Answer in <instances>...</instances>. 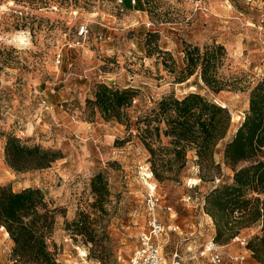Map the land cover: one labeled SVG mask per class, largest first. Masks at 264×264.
I'll return each instance as SVG.
<instances>
[{
  "label": "rangeland",
  "instance_id": "1",
  "mask_svg": "<svg viewBox=\"0 0 264 264\" xmlns=\"http://www.w3.org/2000/svg\"><path fill=\"white\" fill-rule=\"evenodd\" d=\"M0 13V185L40 188L58 208L50 243L61 264L128 263L140 233L148 229L149 192L160 198L165 264H264L247 248L259 224L239 235L246 243H218L222 262L200 255L214 238L204 196L232 176L224 162L225 144L245 117L250 88L264 75V0H0ZM82 23L88 24L89 35L77 45ZM149 30L159 33L151 50L146 46ZM17 33L29 43L15 40ZM185 42L223 44L227 53L221 72L233 85L216 93L199 73L175 83L164 61L182 66ZM97 83L139 91L126 109L129 128L105 120L88 103ZM172 92L179 97L199 92L230 109L232 125L215 154L222 177L201 180L192 152L180 181L159 182L150 173L138 118ZM9 134L60 150L62 157L46 169L16 172L4 157ZM100 171L110 188L103 214L93 204L90 185ZM81 211L98 228L93 242L66 229ZM13 245L0 228V264H15ZM235 256L245 259L238 262Z\"/></svg>",
  "mask_w": 264,
  "mask_h": 264
},
{
  "label": "trees",
  "instance_id": "2",
  "mask_svg": "<svg viewBox=\"0 0 264 264\" xmlns=\"http://www.w3.org/2000/svg\"><path fill=\"white\" fill-rule=\"evenodd\" d=\"M149 1V0H148ZM158 32L146 33V46H156ZM183 65L164 61L174 73L175 83L184 82L199 73L204 84L218 93L233 85L221 72L226 47L212 42L199 45L184 43ZM139 91L133 87L113 88L97 83L94 99H88L105 120H117L131 126L126 109L132 106ZM250 104L244 119L226 142L224 162L232 176L220 181L205 194L204 212L215 226L214 241L228 244L246 228L256 224L260 231L251 236L247 248L253 257L264 263V75L250 88ZM139 135L150 153V173L159 182L180 181L194 154L200 167L201 180H214L222 175L221 164L216 162V148L225 139L232 125V114L226 105L199 93L189 92L182 97L175 93L162 96L145 114L139 116ZM163 138L167 142H163ZM6 164L16 172L46 169L62 157L61 151L28 144L9 134L4 145ZM220 179V178H217ZM94 206L106 213L105 204L110 195L109 182L100 171L91 178ZM58 208L47 200L37 187L14 190L11 184L0 185V226L13 241L12 259L15 264H61L50 237L56 224ZM81 211L76 219L66 222L73 234L95 241L98 228Z\"/></svg>",
  "mask_w": 264,
  "mask_h": 264
},
{
  "label": "built area",
  "instance_id": "3",
  "mask_svg": "<svg viewBox=\"0 0 264 264\" xmlns=\"http://www.w3.org/2000/svg\"><path fill=\"white\" fill-rule=\"evenodd\" d=\"M123 0H120L122 2ZM135 4L136 0H131ZM1 18V13H0ZM151 23L148 24L150 27ZM77 40L75 44L82 45L89 35V27L87 23H82L77 27ZM100 39H104L103 35L99 36ZM220 179H216L219 182ZM160 198L155 192H149L146 197V208L148 216V229L142 231L139 235V246L131 256L130 260L126 264H165L163 255V245L160 241L161 235L165 232V225L158 215V206ZM3 229V226H0ZM234 239L240 240L242 243H246L245 237H235ZM219 244L212 239L208 245H206L201 251L200 255L208 257L212 263L222 262V255L220 252ZM244 256H235V261H243Z\"/></svg>",
  "mask_w": 264,
  "mask_h": 264
},
{
  "label": "bare ground",
  "instance_id": "4",
  "mask_svg": "<svg viewBox=\"0 0 264 264\" xmlns=\"http://www.w3.org/2000/svg\"><path fill=\"white\" fill-rule=\"evenodd\" d=\"M11 38H12V36H11ZM13 38L15 39V40H18V41H20L21 43H24V44H28L29 43V41L27 40V38L21 33H17V34H15L14 36H13ZM12 38V40H14ZM3 229H5L4 227H3ZM5 234L7 235V236H9V233H8V231L5 229Z\"/></svg>",
  "mask_w": 264,
  "mask_h": 264
},
{
  "label": "crops",
  "instance_id": "5",
  "mask_svg": "<svg viewBox=\"0 0 264 264\" xmlns=\"http://www.w3.org/2000/svg\"><path fill=\"white\" fill-rule=\"evenodd\" d=\"M205 197V196H204ZM203 205H204V200H203ZM211 218V217H210ZM211 222H212V226H213V230H214V236H215V226H214V223H213V220L211 218Z\"/></svg>",
  "mask_w": 264,
  "mask_h": 264
}]
</instances>
